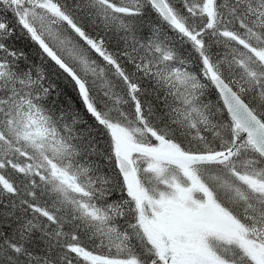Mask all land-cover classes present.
I'll list each match as a JSON object with an SVG mask.
<instances>
[{
  "label": "snow or ice",
  "instance_id": "1",
  "mask_svg": "<svg viewBox=\"0 0 264 264\" xmlns=\"http://www.w3.org/2000/svg\"><path fill=\"white\" fill-rule=\"evenodd\" d=\"M0 264H264V0H0Z\"/></svg>",
  "mask_w": 264,
  "mask_h": 264
}]
</instances>
